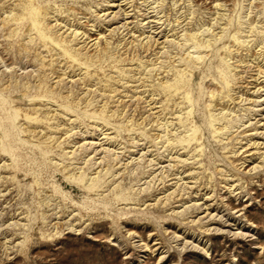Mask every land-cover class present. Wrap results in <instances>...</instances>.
Returning <instances> with one entry per match:
<instances>
[{"label": "rangeland", "instance_id": "obj_1", "mask_svg": "<svg viewBox=\"0 0 264 264\" xmlns=\"http://www.w3.org/2000/svg\"><path fill=\"white\" fill-rule=\"evenodd\" d=\"M18 1L0 264H264V0Z\"/></svg>", "mask_w": 264, "mask_h": 264}, {"label": "bare ground", "instance_id": "obj_2", "mask_svg": "<svg viewBox=\"0 0 264 264\" xmlns=\"http://www.w3.org/2000/svg\"><path fill=\"white\" fill-rule=\"evenodd\" d=\"M17 6H19V7H23V8H25V9H27L28 7H30L29 5H30V3L28 2V1H25V0H22V1H18V3L16 4ZM29 14H30V16H31V18H32V26L33 27H35L37 30H38V32L40 33V35H43L44 36V29L45 28H43L42 26H41V23L38 21V19H39V17H40V15H41V13H40V11L38 10V9H36V8H31L30 10H29ZM10 19H14V20H16V19H18V18H21V13H18V12H11L10 14H9V16H8ZM75 34H76V32H75ZM77 35V34H76ZM202 38V37H201ZM98 40H100V38H97ZM209 39H211V38H209ZM96 42V41H95ZM98 43V42H97ZM180 43V42H179ZM208 43V42H207ZM221 43H222V41H221ZM58 44V43H57ZM96 44V43H95ZM207 45V44H206ZM51 47V46H50ZM183 48V47H182ZM77 53H78V51H77ZM188 53V52H187ZM211 53V52H210ZM184 54H186V53H184ZM34 55V54H33ZM83 56V55H82ZM187 56V55H186ZM210 56V55H209ZM188 57H195V58H199V56H198V54L196 55V56H193L192 54H188ZM206 59V58H205ZM223 61V60H222ZM125 69V68H124ZM220 73H221V75H220V77H221V79H222V83H223V85L224 86H229L228 84H229V81H230V79H231V77H232V72H231V69H230V66L227 64V63H225V61H223V66L221 67V71H220ZM10 80V79H9ZM50 80V79H49ZM12 81V80H11ZM40 84V83H39ZM164 85V84H163ZM174 86V84H171V83H166L165 85H164V87L166 88V89H170V88H172ZM228 88V87H227ZM26 89V88H25ZM11 90V89H10ZM7 92V91H6ZM15 94V93H14ZM22 94V93H21ZM41 99V98H40ZM44 100H46V99H44ZM14 101V100H13ZM17 102V101H16ZM41 102V101H40ZM19 103V102H18ZM52 104V103H51ZM56 105V104H55ZM194 105V104H193ZM55 108V107H54ZM41 109V108H40ZM30 111V110H29ZM74 111V110H73ZM33 112V111H32ZM35 112V111H34ZM210 116V115H209ZM54 117V116H53ZM11 118H12V120H14V118H15V113H13L12 115H11ZM217 119H218V117L217 116H215V115H211V118H207V121H208V123H210V125H212V126H214V122L215 121H217ZM15 122V121H14ZM35 123V122H34ZM48 127V126H47ZM226 128V127H225ZM217 129V128H216ZM197 130H198V127H193V129L191 130V132H189L188 133V135L186 136V137H184L185 139L184 140H187L188 142H191V141H193L195 138H196V132H197ZM32 134V133H31ZM14 138V137H13ZM182 138V137H181ZM4 139V138H3ZM180 139V138H179ZM181 140V139H180ZM183 140V139H182ZM26 143V142H25ZM9 153V152H8ZM260 153V152H259ZM68 155V154H67ZM184 160H181V159H178V163H181V162H183ZM10 163V162H9ZM59 165V164H58ZM166 166V165H165ZM60 167V166H59ZM164 167V166H163ZM58 168V167H57ZM253 169H255V168H257V165H254L253 167H252ZM24 173V172H23ZM72 176V175H71ZM30 177V176H29ZM184 181V180H183ZM185 182V181H184ZM178 183V182H177ZM199 204V203H198ZM239 232V231H238ZM241 233H243V232H241Z\"/></svg>", "mask_w": 264, "mask_h": 264}]
</instances>
